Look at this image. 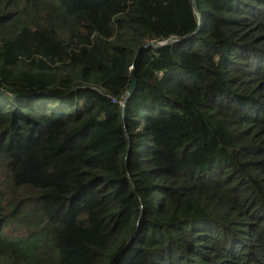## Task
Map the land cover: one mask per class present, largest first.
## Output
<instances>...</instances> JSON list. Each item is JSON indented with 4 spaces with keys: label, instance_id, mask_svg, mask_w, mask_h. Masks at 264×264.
Instances as JSON below:
<instances>
[{
    "label": "trees",
    "instance_id": "trees-1",
    "mask_svg": "<svg viewBox=\"0 0 264 264\" xmlns=\"http://www.w3.org/2000/svg\"><path fill=\"white\" fill-rule=\"evenodd\" d=\"M195 5L0 0V264H264V0Z\"/></svg>",
    "mask_w": 264,
    "mask_h": 264
},
{
    "label": "water",
    "instance_id": "water-1",
    "mask_svg": "<svg viewBox=\"0 0 264 264\" xmlns=\"http://www.w3.org/2000/svg\"><path fill=\"white\" fill-rule=\"evenodd\" d=\"M191 4H192V7H193V10H194V13L197 17V20H198V26H197V29L200 28L201 26V23H202V20H201V17L196 9V5H195V0H191ZM178 39L176 38H169V39H166V40H163V41H152V42H147L143 45H141L136 53H135V57L138 55V53L140 52V50L142 48H146V47H149V46H153V47H160V46H164V45H168L170 42L172 41H177ZM133 68V67H132ZM134 86H135V79L132 77V80H131V83H130V86H129V89L127 90V92L124 94L123 96V105L125 104L126 100L128 99V97L130 96V94L132 93L133 89H134Z\"/></svg>",
    "mask_w": 264,
    "mask_h": 264
},
{
    "label": "built area",
    "instance_id": "built-area-1",
    "mask_svg": "<svg viewBox=\"0 0 264 264\" xmlns=\"http://www.w3.org/2000/svg\"><path fill=\"white\" fill-rule=\"evenodd\" d=\"M119 102H121L123 104V99H121Z\"/></svg>",
    "mask_w": 264,
    "mask_h": 264
}]
</instances>
